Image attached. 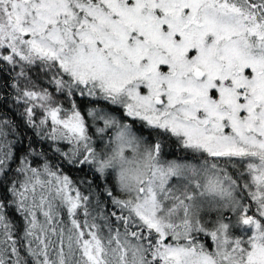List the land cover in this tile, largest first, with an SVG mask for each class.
<instances>
[{
    "label": "rangeland",
    "instance_id": "1",
    "mask_svg": "<svg viewBox=\"0 0 264 264\" xmlns=\"http://www.w3.org/2000/svg\"><path fill=\"white\" fill-rule=\"evenodd\" d=\"M257 1L0 0V51L18 59L20 77L35 58L51 62V100L45 85L26 100L56 123L51 139L65 154L112 167L135 219L158 232L159 264H264V4ZM59 86L68 98L94 96L84 120ZM109 105L180 146L229 157L246 198L228 168L171 155ZM41 168L25 171L23 187L42 185L49 168ZM54 173L44 195L57 199ZM192 228L209 229V244L187 240ZM128 240L121 242L134 260Z\"/></svg>",
    "mask_w": 264,
    "mask_h": 264
},
{
    "label": "trees",
    "instance_id": "2",
    "mask_svg": "<svg viewBox=\"0 0 264 264\" xmlns=\"http://www.w3.org/2000/svg\"><path fill=\"white\" fill-rule=\"evenodd\" d=\"M260 1L263 5L264 0ZM247 3L257 4L258 1L247 0ZM2 19L1 15L0 27ZM16 59L10 60L0 51V264H159V256L153 253L158 232L151 224L135 219L128 202L129 194L118 186L112 167L65 154L66 147L56 145L51 139L56 123L48 125L41 103L26 100L41 85H45L47 98L51 100V79H54L51 62L35 58L24 64L23 78ZM24 86L25 95L20 90ZM76 87L73 83V88ZM60 89L64 102L67 98L80 109L83 120L86 106L95 107L91 105L94 96L78 91L68 98L64 88ZM109 106L134 129L150 137L152 142H158L160 148L166 143L173 150L171 155L196 159L203 156L228 168L246 198L243 179L235 172L239 167L231 166L229 157L187 149L164 129L136 117H127L118 105ZM82 123L84 125V121ZM89 134L95 136L94 130L90 129ZM43 165L49 169L40 179L42 185L23 187L25 171L32 174V169H42ZM50 169L59 175H53L52 179L53 183L60 182L57 199L51 198V193L44 195L51 182L47 177ZM37 191L42 198H35ZM249 206L247 210L253 211ZM225 211L221 219H228ZM258 220L263 222L264 218L260 216ZM237 231L244 236V231ZM209 234V229L192 228L187 240L209 244ZM122 239H129L136 248L138 256L133 255L134 260ZM93 257L97 261L90 263Z\"/></svg>",
    "mask_w": 264,
    "mask_h": 264
}]
</instances>
